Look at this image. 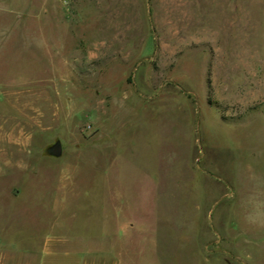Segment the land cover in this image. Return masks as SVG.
I'll use <instances>...</instances> for the list:
<instances>
[{"label":"rangeland","instance_id":"1","mask_svg":"<svg viewBox=\"0 0 264 264\" xmlns=\"http://www.w3.org/2000/svg\"><path fill=\"white\" fill-rule=\"evenodd\" d=\"M123 227L264 264V0H0V245Z\"/></svg>","mask_w":264,"mask_h":264},{"label":"crops","instance_id":"2","mask_svg":"<svg viewBox=\"0 0 264 264\" xmlns=\"http://www.w3.org/2000/svg\"><path fill=\"white\" fill-rule=\"evenodd\" d=\"M127 228L113 232H75L49 235L37 247L0 245V264H127L124 236ZM21 258V259H20Z\"/></svg>","mask_w":264,"mask_h":264},{"label":"water","instance_id":"3","mask_svg":"<svg viewBox=\"0 0 264 264\" xmlns=\"http://www.w3.org/2000/svg\"><path fill=\"white\" fill-rule=\"evenodd\" d=\"M49 151L55 156H60L63 151L62 143L60 141L56 142L53 146L50 147Z\"/></svg>","mask_w":264,"mask_h":264}]
</instances>
